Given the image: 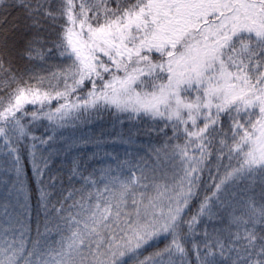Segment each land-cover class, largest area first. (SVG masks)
Instances as JSON below:
<instances>
[{
    "label": "snow or ice",
    "instance_id": "1",
    "mask_svg": "<svg viewBox=\"0 0 264 264\" xmlns=\"http://www.w3.org/2000/svg\"><path fill=\"white\" fill-rule=\"evenodd\" d=\"M129 262L264 264V0H0V264Z\"/></svg>",
    "mask_w": 264,
    "mask_h": 264
},
{
    "label": "trees",
    "instance_id": "2",
    "mask_svg": "<svg viewBox=\"0 0 264 264\" xmlns=\"http://www.w3.org/2000/svg\"><path fill=\"white\" fill-rule=\"evenodd\" d=\"M23 202V201H21ZM22 214V223L25 224V226H30L33 230V234L38 222V219L42 220V212L41 210L36 206L35 198L32 199L31 201V208H30V219L27 213L23 209L20 210ZM39 213V216H38ZM41 230L43 231V226H41ZM131 264V262H129Z\"/></svg>",
    "mask_w": 264,
    "mask_h": 264
},
{
    "label": "rangeland",
    "instance_id": "3",
    "mask_svg": "<svg viewBox=\"0 0 264 264\" xmlns=\"http://www.w3.org/2000/svg\"><path fill=\"white\" fill-rule=\"evenodd\" d=\"M130 264V263H129Z\"/></svg>",
    "mask_w": 264,
    "mask_h": 264
}]
</instances>
